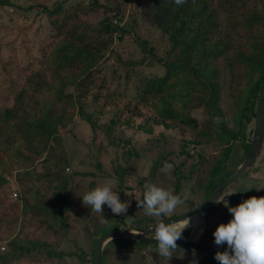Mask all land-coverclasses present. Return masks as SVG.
Wrapping results in <instances>:
<instances>
[{"label": "rangeland", "instance_id": "374dc122", "mask_svg": "<svg viewBox=\"0 0 264 264\" xmlns=\"http://www.w3.org/2000/svg\"><path fill=\"white\" fill-rule=\"evenodd\" d=\"M19 6L0 7V110L14 103V95L24 86L25 81L37 71L47 75L49 83L55 85L51 70H44L46 55L53 48L59 36L49 25L39 3L54 5L60 0H10ZM68 1V0H66ZM90 0H73L71 3ZM101 7L86 14L91 24L110 18L114 26H122L125 31H114L104 34V49L100 63L95 71V83L87 86L82 102L74 107H68L72 119L61 132L66 160L57 169H63L67 178V193L72 201L68 212L65 234L48 230L39 224V220L28 209L22 211L20 200L26 195L21 184L30 189L45 188V181L39 175L49 169L40 160L34 161L31 176H25L21 184L15 177V171L5 173L9 182L0 189V253L10 250L8 239L16 235L20 239L27 237L39 238L51 242L64 255L61 258L44 261H34L33 264H81L77 255L70 252L88 255L93 245L92 226L87 223L92 218L108 223L109 227H138L141 229L153 226L164 220L186 214L191 205L197 206L204 197L203 179L207 176L210 165L222 155L227 146L224 142H192L194 131L192 125L199 128L208 117L202 108H189L187 115L195 118V122L186 123L182 120L181 102L176 100L172 107L179 114L175 120H168L167 125L152 121L155 106L151 103H140L134 99L136 94L134 81L143 74H160L161 69L152 66L132 63L141 59L147 53L144 45L153 48V52L161 55L168 47L165 36L145 14L139 0H97ZM263 3L264 0H261ZM122 34V38H120ZM144 41L141 44L140 41ZM128 77L131 80H128ZM228 75H225L227 78ZM69 79V78H68ZM243 76H234V81L228 84L225 80L221 108L225 112L232 110V103L240 99L244 93ZM70 90L71 87L66 88ZM37 99H49L50 91L36 95ZM159 105V104H158ZM157 105V107H159ZM82 108L91 117L88 121L78 113ZM72 111V112H71ZM192 123V124H191ZM225 123L235 127L234 115L225 117ZM253 122L248 129L252 130ZM196 128V129H197ZM251 135V133H250ZM250 138V136L248 135ZM264 144V141H263ZM7 145V144H6ZM15 143L7 145V151L0 153L4 163L13 159ZM243 154L240 143H231V151L225 160V169L238 166ZM164 156L161 166L153 171L154 162ZM164 162L173 166L170 172H162ZM123 167L122 180L113 171L114 164ZM194 164V166H193ZM1 167V166H0ZM180 175V176H179ZM180 177L178 189L175 182ZM58 180L55 181V183ZM108 181H115L113 190L122 191L121 202L127 201L129 207L123 215H115L103 205V213L92 212L82 205L84 193L102 186ZM153 184L173 194H183L187 188V200L178 206L170 216L160 218L145 215L142 208L137 207L136 199L142 198L145 185ZM15 194V195H14ZM264 196V146L254 163L244 171L218 198L220 203L207 213V228L204 242L207 247H222L214 243L212 233L217 225L227 223L232 217L224 206L234 207L249 197ZM31 201L32 198L29 197ZM33 202V201H32ZM193 214V213H192ZM195 214V213H194ZM174 215V216H173ZM196 215V214H195ZM33 216V217H32ZM173 216V217H172ZM123 220V221H122ZM195 224L187 230L189 239H197L201 221L196 215ZM125 222V224L123 223ZM114 229V228H113ZM154 236V232L149 234ZM122 243L125 240H110ZM109 243L104 250L103 264H193V255L179 249L168 261L157 251L148 248H137L127 245L122 249L119 243ZM1 246L4 248L2 249ZM89 257V256H88ZM24 261H9L8 264H22ZM85 264V263H84Z\"/></svg>", "mask_w": 264, "mask_h": 264}, {"label": "trees", "instance_id": "16d2710c", "mask_svg": "<svg viewBox=\"0 0 264 264\" xmlns=\"http://www.w3.org/2000/svg\"><path fill=\"white\" fill-rule=\"evenodd\" d=\"M139 1L145 14L165 36L168 47L161 55H157L153 48L144 45L143 49L147 50L145 56L131 64V67L135 64H155L161 69L160 74H141L137 80H133L134 87L139 81V85L135 87L134 99L155 106L152 121L156 124L167 125L168 120L179 117L172 107L176 100L181 102L180 118L186 123H197L194 117L186 114L189 108H202L208 117L199 128L196 124L191 126L194 131L191 141H220L227 145L222 155L208 168L202 183L204 197L197 206L190 203L187 212L190 213L200 208L210 191L237 167L225 169L231 143L235 140L240 143L243 150L240 161L248 150V135L251 133L248 127L254 120L257 100L264 84V2L187 0V3L178 6L174 0ZM72 2L73 0H60L54 5L39 3L49 25L59 36L43 63V69L46 68L44 70L50 68L55 85L49 83L47 75H42L43 71H37L16 92L14 103L0 110V153L7 151V145L15 143L13 159L7 163L0 159V189L9 182L5 173L14 170L15 177L21 184L25 181V176H31L35 160H40L47 168L52 165L53 169L38 177L45 181L43 190L30 189L21 184L26 195L22 196L20 202L22 211L28 209L39 220L40 225L62 235L67 229L72 201L67 193L68 176L63 174V169H57V165L61 164L63 167L66 160L61 132L72 119L69 108L80 105L87 86L95 83V71L104 49L102 36L114 31H125L122 26H114L108 17L93 24L88 21L86 14L102 6L97 0H90L88 3L77 1L74 5ZM14 5L10 0H0L2 8ZM122 36L120 34V38ZM140 43L145 42L142 40ZM225 75L228 77L225 78ZM236 75L245 77L247 86L240 99L232 103V110L224 113L221 108L223 89L227 88L224 82L226 80L230 85ZM68 86L71 87L70 90L66 89ZM44 91H50L51 97L46 100L37 99L36 95ZM78 113L91 121L90 115L84 113L82 108ZM231 113L234 115L235 127L225 123V117ZM217 118H220L219 122ZM163 159L162 155L154 162L153 171L161 166ZM113 171L120 180V187L123 167L115 163ZM179 176L175 182L176 190L180 182ZM56 180L58 181L55 183ZM118 195L122 200V191ZM29 197L32 198L31 201ZM87 223L92 226L93 242L88 255L82 251L70 252L77 255L81 264H89V257L102 234L118 228L109 227L108 223L99 222L95 218ZM182 236L179 240L189 239L187 230H183ZM117 239L125 241H108L102 249L100 264L104 263V250L109 243L117 242L122 249L130 245L157 251L156 243L153 242ZM204 241L193 245H178V249L192 254L193 264H219L214 255L217 251H225L227 246L211 248ZM8 242L10 250L0 253V264H8L9 261L33 264L34 261L58 259L64 255L51 242L39 238L20 239L14 235Z\"/></svg>", "mask_w": 264, "mask_h": 264}, {"label": "clouds", "instance_id": "9594fccd", "mask_svg": "<svg viewBox=\"0 0 264 264\" xmlns=\"http://www.w3.org/2000/svg\"><path fill=\"white\" fill-rule=\"evenodd\" d=\"M174 3L180 6L187 3V0H174ZM219 121L220 118H217ZM172 168L171 164L164 162L161 171L167 173ZM115 183L108 181L84 193L80 196L82 205L101 215L103 205H107L115 215L125 214L129 203L121 202L117 191L113 190ZM141 195L142 198L136 199L137 207L142 208L145 215L156 218L172 215L188 198L187 188L183 194H173L153 184L145 185ZM212 202L220 203L217 198ZM224 206L232 218L227 223L217 225L212 235L217 246L226 245L227 248L223 252L217 251L214 259L219 264H264V196L249 197L234 207L224 201ZM189 223L190 219L184 218L167 224L161 221L154 225L152 239L156 241V250L161 257L169 261L173 253L179 250L176 242L183 238L182 232Z\"/></svg>", "mask_w": 264, "mask_h": 264}, {"label": "water", "instance_id": "95a60500", "mask_svg": "<svg viewBox=\"0 0 264 264\" xmlns=\"http://www.w3.org/2000/svg\"><path fill=\"white\" fill-rule=\"evenodd\" d=\"M264 141V84L260 90L259 97L256 104L255 116L253 120L251 135L248 141V150L238 164V166L226 176L220 183H218L209 193L206 201L203 205L195 211L173 217L171 219L164 220V223H171L176 221H181L184 218H188L192 213H195L201 221V232L197 239H186L177 240V245H193L202 243L205 238L206 228H207V213L211 209L213 199L219 198L221 194L248 168L252 166L256 157L258 156ZM154 225L144 228V229H129V228H116L106 231L102 234L97 241L94 249L89 257V264H100L101 252L104 245L113 239L126 238L130 240H137L142 242H153L151 234L154 231Z\"/></svg>", "mask_w": 264, "mask_h": 264}, {"label": "bare ground", "instance_id": "6f19581e", "mask_svg": "<svg viewBox=\"0 0 264 264\" xmlns=\"http://www.w3.org/2000/svg\"><path fill=\"white\" fill-rule=\"evenodd\" d=\"M190 219V221L192 222L191 224H195V222L193 220H196V215L193 213L192 215H190L188 217ZM199 231H201V228L199 229ZM197 238V237H196Z\"/></svg>", "mask_w": 264, "mask_h": 264}, {"label": "crops", "instance_id": "0c3cea01", "mask_svg": "<svg viewBox=\"0 0 264 264\" xmlns=\"http://www.w3.org/2000/svg\"><path fill=\"white\" fill-rule=\"evenodd\" d=\"M129 229H134V227H129ZM141 229V228H140ZM139 230V229H138Z\"/></svg>", "mask_w": 264, "mask_h": 264}, {"label": "built area", "instance_id": "2783aa9c", "mask_svg": "<svg viewBox=\"0 0 264 264\" xmlns=\"http://www.w3.org/2000/svg\"><path fill=\"white\" fill-rule=\"evenodd\" d=\"M15 195V194H14ZM1 248L3 249L4 247L3 246H1Z\"/></svg>", "mask_w": 264, "mask_h": 264}]
</instances>
